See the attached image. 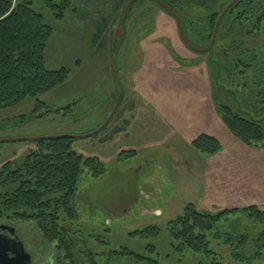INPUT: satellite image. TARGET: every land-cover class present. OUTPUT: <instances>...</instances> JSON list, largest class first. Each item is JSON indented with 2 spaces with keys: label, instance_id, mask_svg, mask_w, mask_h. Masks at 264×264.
Masks as SVG:
<instances>
[{
  "label": "rangeland",
  "instance_id": "obj_1",
  "mask_svg": "<svg viewBox=\"0 0 264 264\" xmlns=\"http://www.w3.org/2000/svg\"><path fill=\"white\" fill-rule=\"evenodd\" d=\"M54 1L68 5L60 20L43 7L42 0H32V8L52 27L46 68L64 67L70 74L64 83L38 97L48 113H34L31 98L2 110L0 141L73 136L75 152L101 161L105 173L100 177L93 178L83 169L73 197L78 219L68 223L80 241L87 240V249L96 255L95 264H104L109 251L119 249L158 264H203L200 255L172 250L168 223L182 215L187 204L212 215L250 206L264 210V153L241 155V161H235L233 156L239 155L232 142H241L223 125L216 110L219 105L229 106L264 127L259 97L227 85L222 76L217 81L208 56L183 45L174 19L154 1L137 0L123 21L115 55L120 93L116 114L99 133L85 137L99 127L113 106L109 35L125 0ZM230 1L183 0L180 16L184 21L203 19ZM246 45L254 44L246 40ZM246 47L238 51L243 53ZM224 86L235 89V95ZM153 108L156 114L152 116ZM203 134L218 140L221 150L217 154H203L192 147V141ZM34 148V141L0 143V169L8 162H22ZM127 151L136 154L120 156ZM9 223L24 234L21 240L32 264H69L55 244L42 238L34 223ZM149 227L158 229L153 239L130 236ZM263 229L242 214L229 216L216 225L221 235L212 232L214 236H209L210 247L223 257V264H240L228 257L224 236L247 235L249 243L243 248L249 258ZM149 245L154 253L147 252ZM82 259V264H88ZM110 264L145 263L117 258Z\"/></svg>",
  "mask_w": 264,
  "mask_h": 264
},
{
  "label": "trees",
  "instance_id": "obj_2",
  "mask_svg": "<svg viewBox=\"0 0 264 264\" xmlns=\"http://www.w3.org/2000/svg\"><path fill=\"white\" fill-rule=\"evenodd\" d=\"M127 1L121 3L120 13ZM161 1L174 10L181 20L185 38L198 49L209 44L217 17L229 3L210 12L203 19L184 21L180 16L183 0ZM64 3L42 0L43 7L49 9L53 17L59 20L64 17L68 8ZM120 13L116 17V23ZM112 32L109 35L110 43ZM51 36L52 27L45 23L41 13L32 8V0H0V112L27 98L35 100L34 113L40 110L49 112V108L38 97L64 83L70 74L68 68H46L45 51ZM246 40H251L254 45L246 47ZM118 43L119 41L116 52ZM216 44L217 57L214 55ZM239 47H246L243 53L238 51ZM205 54L216 69L217 81L222 76L226 78L227 85H235L242 91H248L247 96L255 92L259 97V104L264 107V0H237L221 20L212 50ZM223 89L235 95V89L225 86ZM216 110L223 125L236 139L245 146L264 149L262 125L242 117L226 105H219ZM73 142L74 139L70 138L34 141L35 148L27 152L22 162H8L1 167L0 221L32 222L48 244H55L58 253L62 251L65 254L64 258L69 264H77L75 260L82 264V258H86L88 264H95L96 255L87 249V240L80 241L77 232H73L68 223H74L78 219L73 197L83 169L86 168L93 178L103 175L105 169L98 158L83 157L75 152ZM191 145L197 152L207 155H215L221 150L218 140L205 134L194 139ZM135 154V151H127L120 156L129 158ZM238 214L264 226V210L256 206L223 210L212 215L199 212L193 205L187 204L182 215L167 226L172 250L177 254L188 252L200 255L204 257L203 264H223V257L211 249L209 236H214L211 235L212 232L220 236L215 230L216 225L229 216ZM157 231L156 227H149L133 232L130 236L153 239ZM234 236H224L228 257L240 264H250L253 261L254 264H260L264 257V229L257 242H253L256 251L249 258L250 255H246L243 248L249 243L247 235ZM78 247L84 251L80 252ZM146 250L149 253L155 252L151 245ZM105 257L104 264H110L111 259L117 258H132L136 263L158 264L127 249L109 251Z\"/></svg>",
  "mask_w": 264,
  "mask_h": 264
},
{
  "label": "water",
  "instance_id": "obj_3",
  "mask_svg": "<svg viewBox=\"0 0 264 264\" xmlns=\"http://www.w3.org/2000/svg\"><path fill=\"white\" fill-rule=\"evenodd\" d=\"M137 0H129L125 6L123 7L121 14L119 16V19L117 21L116 27L112 33V38H111V54H110V71H111V76L113 80V87H114V102L113 106L111 108V111L109 115L106 117V119L99 125V127L93 131L92 133L86 135L85 137H89L92 135H95L99 133L111 120L113 117L114 113L116 112L118 105H119V100H120V93H119V86H118V79H117V74H116V69H115V55H116V44L117 42L121 39L122 34H123V21L125 18V15L129 8L135 3ZM155 3H157L159 6H161L165 12L170 15L174 21L176 22L177 25V32L179 39L183 43V45L190 51L196 54H205L208 53L212 50L213 44L216 39V34L218 31L219 24L223 18V16L226 14V12L229 10V8L237 1V0H231L226 7L220 12V14L217 17V20L214 25L213 33L211 40L209 44L203 48V49H198L193 47L185 38L183 29H182V23L179 17L176 15L174 10L165 4L161 0H152ZM59 138H70V139H75L76 137L73 136H49V137H36V138H21V139H10L6 141H0L2 142H24V141H37V140H50V139H59ZM2 229H7L9 232V235H5L0 232V264H31V256L25 251L24 246L21 242L17 241V235L15 234V229L13 227H8L6 225L1 226L0 225V230Z\"/></svg>",
  "mask_w": 264,
  "mask_h": 264
},
{
  "label": "crops",
  "instance_id": "obj_4",
  "mask_svg": "<svg viewBox=\"0 0 264 264\" xmlns=\"http://www.w3.org/2000/svg\"><path fill=\"white\" fill-rule=\"evenodd\" d=\"M168 60H170V59H168ZM167 62H169V61H167ZM153 64L156 66V61ZM150 112H152V116H153L154 114H156V108H153L152 111H150ZM131 127H133V125L128 126V130L131 129ZM232 144L235 145L236 150L238 151L236 154L239 155V156H236V157L233 156V159L235 158L234 159L235 161H239L240 162L241 161V158H239V157H241V155H243V156H245L247 154L253 155V154H255V152H258V151L264 153V149L251 148V147H248V146H244L241 143L238 144L235 141H233ZM236 158H239V159H236ZM249 161H251V160H249ZM249 169H251V166H249ZM239 183H236V184L239 185ZM237 192H239V188H238V191Z\"/></svg>",
  "mask_w": 264,
  "mask_h": 264
},
{
  "label": "flooded vegetation",
  "instance_id": "obj_5",
  "mask_svg": "<svg viewBox=\"0 0 264 264\" xmlns=\"http://www.w3.org/2000/svg\"><path fill=\"white\" fill-rule=\"evenodd\" d=\"M0 225H1V226L6 225V226H8V227H13V226H11V223H9V222H1ZM13 228H15V227H13ZM0 232L3 233V234H5V235H9V232H8L7 229H2V230H0ZM15 234L17 235V241H19V242H21V243L23 244V242H22V240H21V237H22V235H24V234H23L21 231H18V230H16V229H15ZM23 246H24V244H23ZM24 249H25V248H24ZM25 251H26V249H25ZM26 252H27V251H26ZM27 253H28V252H27ZM31 264H32V258H31Z\"/></svg>",
  "mask_w": 264,
  "mask_h": 264
}]
</instances>
